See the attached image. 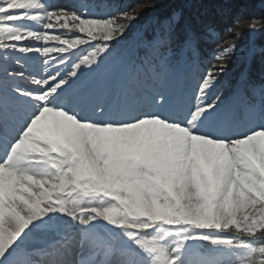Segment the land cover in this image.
<instances>
[{"label":"snow or ice","instance_id":"6c2138e0","mask_svg":"<svg viewBox=\"0 0 264 264\" xmlns=\"http://www.w3.org/2000/svg\"><path fill=\"white\" fill-rule=\"evenodd\" d=\"M258 3L0 0V264H264Z\"/></svg>","mask_w":264,"mask_h":264},{"label":"trees","instance_id":"16d2710c","mask_svg":"<svg viewBox=\"0 0 264 264\" xmlns=\"http://www.w3.org/2000/svg\"><path fill=\"white\" fill-rule=\"evenodd\" d=\"M90 4H97L99 7H94L96 11H102L104 8L107 9V11H114L117 8H124L126 6H132V5H137V4H142L143 0H88ZM153 3H155V7L152 8H147L143 13H142V20L140 23H143L144 20H147L149 17H161L167 14L173 7H175L178 3L181 2V0H152ZM107 5H111L112 7L109 8ZM164 6V7H163ZM156 7H161V10L159 12H156L155 9ZM253 14L255 15H260L261 14V9L259 7V3L257 0V7L253 10ZM139 27V25H137ZM215 36L218 37L220 40H227L228 37L227 35L223 32L222 27L217 29V32L215 33ZM255 39L259 40V36H251L250 33L247 31L244 32L243 37L239 41L241 46L246 47L249 39ZM216 45L212 43L211 41L205 45L204 47V53L207 51H215L216 50ZM85 51H90V49L86 46ZM87 54V53H85ZM206 56V55H205ZM209 59H211L209 57ZM229 70H231L233 75H236L240 69H241V59L235 58V56L232 58L230 62H227ZM230 76V75H229ZM233 80V79H232ZM241 235L242 239H249L248 237H244L242 234Z\"/></svg>","mask_w":264,"mask_h":264},{"label":"rangeland","instance_id":"374dc122","mask_svg":"<svg viewBox=\"0 0 264 264\" xmlns=\"http://www.w3.org/2000/svg\"><path fill=\"white\" fill-rule=\"evenodd\" d=\"M80 1V0H78ZM57 2L61 3V4H67V5H72L74 3H76V0H57ZM91 11H93V9L90 8ZM236 57L240 58L241 55L237 54ZM42 59V58H41Z\"/></svg>","mask_w":264,"mask_h":264}]
</instances>
